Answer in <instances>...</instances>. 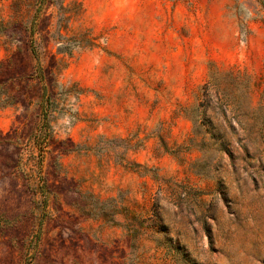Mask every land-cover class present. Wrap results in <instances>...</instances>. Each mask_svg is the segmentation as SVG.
Instances as JSON below:
<instances>
[{"label": "rangeland", "instance_id": "1", "mask_svg": "<svg viewBox=\"0 0 264 264\" xmlns=\"http://www.w3.org/2000/svg\"><path fill=\"white\" fill-rule=\"evenodd\" d=\"M262 123L264 0H0V264H264Z\"/></svg>", "mask_w": 264, "mask_h": 264}, {"label": "trees", "instance_id": "2", "mask_svg": "<svg viewBox=\"0 0 264 264\" xmlns=\"http://www.w3.org/2000/svg\"><path fill=\"white\" fill-rule=\"evenodd\" d=\"M44 1H48V2H53V0H44ZM173 1H179V0H173ZM200 107H198L199 109ZM194 122V128H195V135H200L203 131V129H205V124L201 123L199 121V119H193ZM257 131H258V140L255 141V143H257V141H260L263 146H264V123H262L261 125H257L256 126ZM205 132L207 131V129L204 130ZM217 141H219L218 143V147H217V151L218 152H226V146L227 143L224 141V138L222 136H218ZM260 148V147H259ZM260 150V149H258ZM262 154V153H261Z\"/></svg>", "mask_w": 264, "mask_h": 264}]
</instances>
